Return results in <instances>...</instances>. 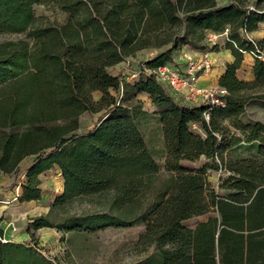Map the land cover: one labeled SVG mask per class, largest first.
Listing matches in <instances>:
<instances>
[{"label":"trees","instance_id":"16d2710c","mask_svg":"<svg viewBox=\"0 0 264 264\" xmlns=\"http://www.w3.org/2000/svg\"><path fill=\"white\" fill-rule=\"evenodd\" d=\"M46 1L0 0V34L27 32L26 39L10 43L12 51L0 57V174H18L21 163L33 156L28 177L55 167L62 171L64 191L55 204L116 189L117 206L128 199L140 205L159 174L142 132L148 113L138 96L146 93L161 122L169 176L132 220L146 226L141 241L159 247L161 264H247L248 207L217 197L205 176L207 165L193 170L183 166L201 157L216 160L223 149L216 135L222 132L221 119L241 107L231 100L234 81H225L234 76L232 70L221 80L229 92L227 106L214 108L207 123L205 107L181 104L155 78L142 74L132 84L108 70L150 47L153 37H170L174 32L169 30L180 27L177 0H57L69 14L66 22L38 25L34 6ZM233 11L229 6L218 13ZM251 17L257 23L264 13L251 12L248 21ZM241 27L248 29V24ZM170 42L168 59L178 50L179 38L171 36L161 45ZM169 61L146 64L155 67ZM257 64L264 67L261 61ZM94 91L102 92L97 102ZM102 109L105 114L94 129L78 131L82 114ZM193 124L205 130V138L193 132ZM23 190L22 200L42 198L40 188L24 185ZM210 212L219 217L194 229L183 225ZM128 222L103 214L73 221L66 231L95 232L132 225ZM46 226L44 218H34L30 230ZM46 263L34 243L0 239V264ZM143 264L156 262L148 259Z\"/></svg>","mask_w":264,"mask_h":264},{"label":"rangeland","instance_id":"374dc122","mask_svg":"<svg viewBox=\"0 0 264 264\" xmlns=\"http://www.w3.org/2000/svg\"><path fill=\"white\" fill-rule=\"evenodd\" d=\"M177 2L181 25L169 30V33L174 32L171 35L173 39L179 38V48L170 54L169 59L166 51L173 42L161 45L165 39L171 38L162 34L158 38L151 39L150 47L129 56L122 63L108 70L112 75L125 77L133 73L143 61L153 60L157 63L172 61L183 50L190 55L208 54L211 58L209 54L211 51L232 48L231 63L227 64L219 85L221 86V80L228 70H232L234 76L232 78L227 76L225 81H234L231 85L233 88L231 100L241 107L237 113L221 119L222 132L216 135L223 142V149L216 156V160L201 157L195 162H183V166L193 170L207 165L205 176L216 191L217 197L219 199L229 197L248 207L250 225L247 264H264V67L259 66L256 61L254 63L249 54L239 52L226 40V36H229L236 40L239 47L251 48L252 46L248 45L240 32L241 25L247 23L250 37L264 50V20L254 23L251 17L248 21L251 12L264 13V0H177ZM229 6L234 7L232 13L219 15V10ZM34 12L38 18V25L63 24L69 17V14L59 7L57 0H47L35 5ZM210 14L214 16L207 18ZM214 26H222V28L215 31ZM26 38L27 32L0 34V57L12 51L10 43ZM235 49L245 56L246 62ZM261 62L264 66V60ZM128 79L127 81L132 84L137 82L131 77ZM101 96V91L92 93V98L96 102ZM140 100L148 110V115L142 120V132L149 150L159 165V174L153 179L147 197L142 199L140 205L128 199L117 206L115 203L118 198L117 191L110 189L102 194L83 196L64 204H55L56 198L64 191L65 180L59 168L55 167L53 171H47L39 182L46 196L45 201L48 200L49 212L34 218H44L49 223V226L44 228V232L50 235L48 238H41L42 235H38V230H35L31 241L28 239L27 242H23L34 243L39 254L47 259L46 264H143L148 259L161 264L159 247L150 246L140 239L146 232V226L139 221L136 223L132 221L135 215L141 214L142 208L148 206L152 196L162 186L163 180L169 176L165 171L166 152L160 119L154 113V106L152 108L148 106V102L152 101L142 96ZM105 111L106 109H102L95 113L82 114L78 131L88 132L94 129ZM193 132L206 137L203 128L198 127ZM32 159L33 156L28 157L27 162ZM22 170V174H27L24 167ZM243 182L246 183L245 186ZM19 194L22 195L21 188ZM103 214L128 219L130 220L128 223L132 225L108 227L95 232L66 231L73 221L79 223ZM210 214L219 217L218 212H210ZM203 221L201 216H197L184 221L183 225L194 229ZM56 233L58 236H55ZM17 239L23 241L25 238Z\"/></svg>","mask_w":264,"mask_h":264},{"label":"crops","instance_id":"0c3cea01","mask_svg":"<svg viewBox=\"0 0 264 264\" xmlns=\"http://www.w3.org/2000/svg\"><path fill=\"white\" fill-rule=\"evenodd\" d=\"M232 53L233 51L230 47L218 51H211L209 54L213 61V67L209 72L200 75L198 84L202 87L219 85L221 77L226 72L227 64L231 63L230 57ZM188 54L187 51L183 50L179 55H176L173 58L174 63L183 66L186 63L187 56H200ZM238 55L243 56V61L246 62L243 54L239 53ZM253 62L255 63V61ZM251 65L253 64L251 63ZM141 96L145 97L146 100L152 101L148 99L149 95L146 93L140 94V99ZM148 106L151 108L154 106L156 110V107L152 102H148ZM145 110L148 111L147 108ZM26 162L27 159L21 163L20 172L18 173L20 176L18 177L16 176L17 174H0V239L3 241L27 242L28 239L31 241L32 235L35 231L34 229L30 230L32 218L49 212V207L47 205L48 200L45 201L46 196L44 191H42V194L44 193V195H42V198L39 200H22L24 192L23 186L27 185L29 187L42 189L39 179L47 174V172H45L34 177H28L26 174H22V167H24L27 172L34 162V159L27 162V164ZM51 170L53 171V169ZM18 179H21V181ZM24 179H26L25 182L23 181ZM17 181H19V185H17ZM20 188L22 190V195L19 194ZM44 228L45 227L37 229V233L38 235H42L41 238H48L50 234L47 235L46 232H44ZM56 235L58 236V233H56L55 236ZM17 238L25 239L20 241Z\"/></svg>","mask_w":264,"mask_h":264},{"label":"built area","instance_id":"2783aa9c","mask_svg":"<svg viewBox=\"0 0 264 264\" xmlns=\"http://www.w3.org/2000/svg\"><path fill=\"white\" fill-rule=\"evenodd\" d=\"M240 32L251 48L239 47L236 40L229 36H226V40L239 52L249 54L254 61H263L264 50L250 37L248 29L242 27ZM146 63L147 61L141 62L133 73L124 78L129 81L128 77H131L133 81H138L142 74L155 78L181 104L205 107L203 117L207 123L211 120L214 108L227 106L229 92L225 87L220 85L202 87L198 84L200 75L209 72L213 67V61L208 54L187 56L183 66L175 64L173 60L155 67H148ZM197 128L198 125L193 124V129Z\"/></svg>","mask_w":264,"mask_h":264},{"label":"water","instance_id":"95a60500","mask_svg":"<svg viewBox=\"0 0 264 264\" xmlns=\"http://www.w3.org/2000/svg\"><path fill=\"white\" fill-rule=\"evenodd\" d=\"M210 217H216V214H210V213H208V214L202 215V216H201V219H203V220H207V219H209Z\"/></svg>","mask_w":264,"mask_h":264}]
</instances>
